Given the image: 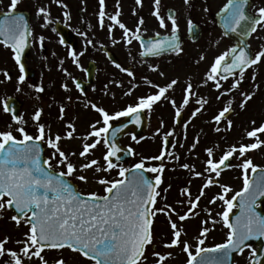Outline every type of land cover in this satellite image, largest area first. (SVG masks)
Instances as JSON below:
<instances>
[{"label":"flooded vegetation","instance_id":"flooded-vegetation-1","mask_svg":"<svg viewBox=\"0 0 264 264\" xmlns=\"http://www.w3.org/2000/svg\"><path fill=\"white\" fill-rule=\"evenodd\" d=\"M212 1L214 0H190V4L185 5L184 0H161L160 13L165 17L166 23L168 14L175 12L179 27L177 34L181 39L182 52L179 54L177 52L167 53L157 57H142L140 55L141 51H144L141 46L142 41L156 37L157 33L159 36L171 35V30L163 32L155 30L160 26L152 14L154 0H142V5H137L135 0H119V19L133 33H135L138 20L140 18L144 20V24L140 26V32L135 33L142 37V41L133 39L130 44L126 43L123 30L112 25L109 19L117 11V0H105L106 15L103 28L99 23V0H61L60 3L55 0H20L14 15L24 17L29 31L28 46L21 57L22 63L25 65V80L22 83L19 82L18 78L21 73L14 59L15 54L11 47L6 46L9 42L5 40V37L0 36V131L8 130L9 125L12 130H15L17 125L12 117L18 115L23 118L25 122L23 126L26 131L35 135L37 129L33 115L36 110L42 109L40 122L50 126L53 134L59 133L63 136L67 131L66 123L73 122L75 124L77 139H64L61 141V145L66 152L75 151L78 153L82 143L90 142V140L82 139L90 131L89 124L100 119L94 110L85 108V102H94L110 113L120 111L128 105L135 104L138 97L156 91L146 83L145 78L153 84L164 86L171 81L165 80L166 72L170 68L182 64L196 69L197 78L205 79L215 58L236 46L234 40L225 37L217 24V16L228 0H222L223 4L219 5L214 12L210 9ZM182 5L185 11L183 15H179L175 9H180ZM214 5L216 6V4ZM9 6L10 0H0V22L4 21ZM41 7L45 8L48 13L49 22L47 23L43 16L38 14V9ZM260 7H264V0H248L244 8L245 14L258 16ZM134 10L135 14H133ZM205 12L209 13V18L203 17ZM189 19L196 25L194 32L189 31ZM168 22L171 26V22ZM109 26L112 27L111 33H109ZM263 28L258 26L248 40L253 57L258 51L264 49ZM80 33H84V35H80ZM131 35L130 33V37ZM41 36L44 37L42 43L39 40ZM61 37L64 38L66 44L60 43ZM89 40L92 43L89 44ZM218 43H223L225 48L219 51L223 46L220 47ZM187 47L190 48L185 53ZM70 51L77 53L75 62L69 55ZM201 56L204 59H201ZM117 63L133 71L134 77H129L125 72L116 68ZM152 68H157L158 71H152ZM253 71L262 80L264 78V62L249 67L244 71V78L249 77ZM5 72L8 73L7 77L4 75ZM159 72H163L164 75L160 76ZM235 79H239V73L227 81L222 80L221 83H233ZM77 82L81 85L80 89L76 87ZM208 83L214 84L212 81H208ZM244 84L247 86L248 82L246 81ZM37 87H42L44 91L37 92ZM129 91L131 95H125ZM253 94L248 107L264 105V101L261 104V100H264V89L261 88L260 91ZM197 99H190L189 104L181 109V116L178 118L175 116L176 109L168 101L156 103L150 112L147 110L142 112L139 124L134 123V117H132L130 125L124 127L121 139L122 146L132 150L131 157L125 158L123 163H117L116 169L99 173L89 169L84 173L88 176L87 183L79 181L75 175L62 178L82 193L95 192L103 196L105 195V185L99 184L98 178L122 179L118 175V168L122 166L132 169L141 159H145L146 168L163 164L164 171L160 174L162 183L157 188V191L161 192V196L157 198L156 207L162 208L164 205H170L175 209V212L168 215L158 213L154 217V245H149L146 249L145 264H156L158 258L153 256V251H158L162 255L171 254L170 256L166 255V259L161 264H187L188 255L182 251L183 245L172 248L164 246L173 238L169 216L179 228L183 229L182 238L190 245V251L195 255L196 241L203 227L201 209L204 208L205 215L212 216L211 211L215 208V217L219 216L218 212H223L225 208L223 202L217 200L216 203H209L214 196L221 192L219 184L228 185L232 189L227 198L234 195L233 192L241 191L243 188L242 170L239 167H230L228 171L221 173L217 184L204 188L205 194L200 197L199 203L194 209L196 215L185 221H179L178 215H184L189 208V197L182 195V190L187 187L191 193V199L194 200L200 195L201 188L209 178V173L204 171L207 155L198 160L194 159L193 157L197 156V153L192 145L187 143L188 136L192 132L197 134L195 132L197 127H193L195 123L207 124L208 120L214 121L215 115L211 109L213 105L210 106L208 103L201 106L196 103ZM175 101L177 105L182 104V100ZM6 106L10 107L9 111H5ZM62 106L65 108V113L63 119H59ZM197 108H201V111L196 112V115L193 116L192 114ZM231 114L234 115L233 111ZM126 118L121 117L118 120L110 121V123L112 125L124 121ZM162 122L163 126H161ZM185 124H187V128L184 127ZM100 126L102 125H97V127ZM169 131H172L173 135L169 136L165 142V134ZM14 134L19 136L15 131ZM133 136L136 137L135 140ZM42 144L47 159L52 156L53 149L49 148L46 143L42 142ZM100 145L104 147L103 143ZM212 145L206 135L204 144L201 146L206 149ZM104 149L106 152L107 149L105 147ZM162 150L165 152L163 161L147 159L160 155ZM105 152L98 155L94 149L88 159H96L101 166L106 167L103 160ZM72 162L79 165L84 160L77 155L72 157ZM185 163L194 166L195 170L202 172L203 175L197 177L193 172L182 168L181 165ZM52 164L53 174L64 170L62 166L55 167V160L52 161ZM238 164L233 163V165ZM146 174L153 181L157 175V173L149 172ZM128 175L130 176L131 173ZM238 184H240V188L236 189ZM12 215H17L13 209L0 213V240L8 237L9 242L6 247L19 251L22 245L17 244L16 241L23 240L24 236L23 234L17 235L18 230L13 227L17 226L15 222L8 221ZM219 221L223 222L220 216ZM9 222L12 223V227L9 226ZM21 225L24 224L21 223ZM214 233L216 234V232ZM47 252L52 253V256L45 255ZM44 255L49 264H53V261L61 254L56 250L46 249ZM78 255V253L71 252V258L64 256L63 258L67 264H93L92 261L81 255L78 260ZM8 259L7 256L0 258V264H5ZM24 264H40V262L37 258L29 260L24 257Z\"/></svg>","mask_w":264,"mask_h":264},{"label":"snow or ice","instance_id":"snow-or-ice-1","mask_svg":"<svg viewBox=\"0 0 264 264\" xmlns=\"http://www.w3.org/2000/svg\"><path fill=\"white\" fill-rule=\"evenodd\" d=\"M60 3L61 0H55ZM248 0H228L221 10L227 15L223 19V23L227 31L236 32L238 28H243L242 22L247 24L245 34L248 31L255 32L257 26L264 27V7L258 9V16H249L245 14L244 8ZM20 0H10L9 11L5 16L4 21L0 22V36L5 37L9 43L6 46L12 48L14 59L19 66L21 75L18 80L20 83L25 80V65L22 63L21 57L25 48L28 46V24L23 16L14 15L17 5ZM137 5H142V0H135ZM185 5L190 4V0H184ZM161 0H154L153 15L159 22L160 28H166L167 23L165 17L160 13ZM99 23L104 27L105 18V0H99ZM207 10V9H206ZM38 14H41L48 21V13L46 9L41 7L38 9ZM135 14V10L133 11ZM119 0H117V11L109 17L112 25L118 26L123 30V36L126 43H131L133 39L142 41V37L138 34L140 26L144 24L143 18H140L135 29L132 32L119 19ZM67 18V14H66ZM167 21L171 22V36L164 37L163 40L149 39L146 42L142 41L140 55L143 56H159L168 49L179 54L182 48L179 44L177 35L179 27L177 24L175 12H170L167 16ZM196 25L191 19L188 20V28L190 32H194ZM55 31V29H54ZM112 27L109 26V33ZM130 33L132 34L130 37ZM84 35V33H80ZM159 36V33L156 34ZM41 43L44 37H39ZM60 43L66 44L63 37ZM92 43V41H88ZM231 53V62L228 58ZM69 55L73 57L74 62L77 56L75 51H70ZM201 59H204L201 56ZM264 62V49L258 51L254 57H250L243 48L237 52V48L230 49L215 58L206 74L205 83L212 81L216 90L219 92L217 99L221 96L239 90L244 78V70L246 67L258 65ZM62 63V62H61ZM120 71L125 72L129 77H134L133 71L122 67L120 64L115 65ZM224 68V73H221V68ZM239 70V79H235L231 85L222 89L221 81H227L230 75L234 74L235 70ZM152 71H158L157 68H152ZM4 75L7 77L8 73ZM163 76V72H159ZM255 80V74L252 77ZM146 83L156 89L154 93L137 98L135 104L128 105L126 108L110 113L104 107L97 105L94 102H85V108L94 110L100 117L99 120L89 124V129L85 136L82 137L84 142L81 145V150L65 151L62 148L61 141L64 139H77L76 127L73 122L66 123L67 131L62 136L59 133L53 134L50 126L41 123L42 109L35 111L33 120L36 122V134H30L23 126L25 123L23 118L18 115H13L12 119L17 125L15 130H12L11 125L8 130L0 131V213L8 209H14L17 215H12L11 220L19 227L21 223L27 226L28 231L24 233L23 240H17L16 243L22 245L19 251L9 249L6 245L9 238L5 237L0 240V258L9 257L5 264H24V257L29 260L37 258L40 264H49L44 253L45 250H56L61 253L60 257L53 261V264H67L63 258L62 252L67 249L73 253H78L82 257L93 264H145L147 257L146 249L149 245H154V217L158 213L168 215L175 212V209L170 205L164 207H156L157 198L161 196V192L157 188L162 183L161 173L164 171L163 164L159 166L145 167V159H141L132 169L125 167L118 168V175L122 179L108 180L98 178L97 182L105 185V195L101 196L95 192L82 193L74 188L71 184L66 183L64 177L75 175V178L83 183L88 182V176L84 173L92 169L94 172L101 171L109 172L118 167L117 163L113 162V158L117 160L116 155L120 149L115 143H109L108 134L112 128L110 121L118 120L121 117H134V123H140V114L147 111H152L153 106L162 100H168L176 109L175 116H181V109L187 106L190 102V97L194 96L193 84L189 81L184 88L182 104L177 105L176 101L168 95L169 91L174 89L178 84L177 79H172L164 86L153 84L145 78ZM66 88V86H64ZM78 89L81 88L80 83H76ZM107 87V86H106ZM19 90V89H18ZM37 92H43L42 87L36 88ZM131 95V92L125 93ZM253 93L241 92L242 99L239 107L244 109L248 101L253 98ZM69 99H71L69 97ZM196 103L203 106L209 103L203 97L198 98ZM233 101L229 100L227 104L219 110L218 114L213 117L217 125L222 121H226L227 129L230 130L233 126L232 120L228 119V114L234 111L232 107ZM10 107L6 106L5 111H9ZM201 111L197 108L193 112ZM60 117L63 119L65 108H60ZM255 121L252 124L255 125ZM97 125H102L97 127ZM163 126V122L161 124ZM126 127V125H125ZM187 128V124L184 125ZM14 131L19 136L14 134ZM121 129H115L111 135L113 139L116 133ZM216 132H220L219 127L215 128ZM258 134H264V123L259 127H253L252 130L246 131L248 138H254L255 142L247 145L240 143L231 145L229 149L217 159L214 154L213 147L205 149L208 159L205 161L204 171L209 173V178L203 185L198 195L194 200L191 199V193L187 187L182 190V195L189 197V208L184 215H178L179 221H185L196 215V209L200 197L203 196L204 188L218 183L222 171L230 167H239L243 173V188L236 192L230 198H227L228 193L232 189L228 185L219 184L221 192L214 196L209 203H216L217 200L222 201L225 206L224 211L218 213L222 218L223 224L229 229L227 239L224 243L217 244L214 247H201L204 245L205 238L209 233L208 227H202L196 241L195 255L190 251V245L182 238V228H179L177 223L171 220L169 216V224L172 229V239L164 246L166 248L178 247L183 245L182 251L187 253V264H197V257H200L198 264H228L231 253L234 251L244 250L246 242L253 238L264 237V212L257 210L258 202L264 205V169L260 175L251 183L248 178V172H257V166L253 160L247 157V153L252 150L259 149L264 145V140H261ZM173 132L169 131L165 134L164 140L172 136ZM135 140L136 137L133 136ZM46 143L47 146L53 149L52 156L43 159L41 158V143ZM198 138L193 143L195 148L198 143ZM103 143L107 149L103 156L106 167L99 164L96 159H88L92 150ZM132 150L129 149V152ZM79 156L84 162L77 165L72 162V157ZM168 155H171L168 153ZM237 158L240 160L238 165H233L231 160ZM150 160L163 161L165 152L162 150L160 155L147 158ZM176 159H179L176 157ZM55 160V167H63L64 170L53 174L52 161ZM182 168L193 172L195 176L203 175L202 172L196 171L194 166L187 163L181 165ZM157 173L153 181L143 173ZM80 173L79 175H76ZM131 173L129 176L128 174ZM214 174V177H213ZM169 187H171L169 185ZM238 205L236 204L237 200ZM182 203V202H181ZM234 206L241 209V214L236 217V224L230 223V213ZM208 221H202V224H207ZM212 224L217 221L212 220ZM216 253V256H207L202 254ZM170 256L171 254H166ZM166 255H162L158 251H153V256L157 257L156 264H161L166 259ZM255 253H253V258Z\"/></svg>","mask_w":264,"mask_h":264},{"label":"rangeland","instance_id":"rangeland-1","mask_svg":"<svg viewBox=\"0 0 264 264\" xmlns=\"http://www.w3.org/2000/svg\"><path fill=\"white\" fill-rule=\"evenodd\" d=\"M216 4V6L214 5ZM222 0H214L212 1V5L210 7L211 11L214 12L218 8L219 5H222ZM179 15H183V12L185 9L183 8V5L177 9H175ZM203 17L209 18V13L205 12ZM184 24V23H183ZM156 31L163 32L164 30H171V26L169 25V22L167 21V27L166 28H156ZM263 36H264V28H263ZM220 47L223 46V43H218ZM190 47H187L186 52L189 51ZM225 47L223 46L219 51L223 50ZM184 62H187L184 60ZM183 62V63H184ZM192 67H189L187 64H182L173 68H170L169 71L166 72V79L167 81L172 79H177L179 82L177 85L174 86V89L169 91V96L173 100H182L184 95V88L187 85V80L190 81L193 84V91L195 93L194 96H191L190 99H197V98H206L209 100L210 106H212L213 114H218L219 110H221L229 100L233 101L232 107L234 108L233 114L228 115V119L232 120L233 126L230 130L227 129V123L226 121H222L219 125L215 123V121L208 120L207 124H198L195 123L193 127H197L195 129V133H191L188 136L187 143L193 145V143L198 138V143L196 144V147L193 148L197 153V156L193 157L194 159L198 160L199 158L206 157L205 153V147L201 146V144H204L205 136L208 135L210 142H212V147L214 149L215 157L218 159L223 152L227 151L231 145H239L240 143L245 142L244 140V132L246 134V131H250L248 128L252 127V121L255 122H262L264 120V105L261 106H252L251 108L249 106V101L246 104L244 109H241L239 107V103L242 99L241 92H248V93H257V91H260L261 88L264 89V78L260 80L257 76V73L255 71L251 72L249 77L243 78V81L240 85V89L233 91L229 94H226L224 96H221V98L218 100L217 96L219 95V92L216 90L214 84L212 83H205V79L197 78L196 75V69ZM198 74V73H197ZM253 74H255V80L252 79ZM196 77V78H195ZM187 79V80H186ZM248 82V85L245 86L244 82ZM222 84V83H221ZM231 85V82L222 84V89L225 90ZM168 100H162V102H165ZM261 100V104L263 103ZM252 102V101H251ZM136 103V102H135ZM260 104V103H259ZM249 108V109H248ZM256 123V125L258 124ZM198 124V126H197ZM219 127L221 129L220 132H216L215 128ZM244 139V140H243ZM261 140H264V134L260 136ZM247 144L250 143L248 140L246 142ZM246 144V145H247ZM96 153L98 155L103 154L105 152L104 147L101 145H98L95 149ZM201 153V155L198 156V154ZM247 157L253 160L254 165H262L264 166V145H262L259 149L249 151L247 154ZM235 163H240V160L237 158H233ZM198 168V167H197ZM250 172H248L249 175ZM209 177V175H208ZM240 188V184L236 186V189ZM215 211L216 209L213 208L211 213H213L212 216H207L204 214V208L201 209V217L203 220L208 221L207 227L210 229L208 235L206 236V243L207 245H216L219 244L221 241H225L227 238V230L225 227H223V224L219 221V216L215 217ZM219 213V212H218ZM215 220L217 223L212 224L211 221ZM8 221H12L11 217ZM14 222V221H13ZM7 226V223H6ZM9 226L12 227V223L9 222ZM15 229L18 230L17 235H21L26 233L28 231V228L26 225H20L13 226ZM214 230L216 234L214 233ZM253 253L254 251L251 249L246 250V252L236 259V264H250L251 260L253 259ZM52 253L47 252L45 255L52 256ZM61 254V253H60ZM62 255L67 258H71V252L68 250H64L62 252ZM54 257V256H53ZM77 259L79 260V255L77 256Z\"/></svg>","mask_w":264,"mask_h":264},{"label":"water","instance_id":"water-1","mask_svg":"<svg viewBox=\"0 0 264 264\" xmlns=\"http://www.w3.org/2000/svg\"><path fill=\"white\" fill-rule=\"evenodd\" d=\"M226 15L227 14L224 12H222L221 14L218 15V24L223 29L224 34L235 41V43L237 44V46H236L237 52H239V50L241 48H243L244 51L248 54L249 46L247 44V41H248V38L251 36L252 32L248 31V34H245V29H247V24H244V23L242 24L243 28H238L236 32L227 31V29L225 28L224 23H223V19ZM160 40H163V38ZM167 51L171 52L173 50L168 49ZM248 55L250 56V54H248ZM228 62L229 63L231 62V56L228 58ZM238 71H239L238 69L235 70L234 74L237 73ZM221 73L222 74L224 73L223 67L221 68ZM118 127H120V125L112 127L111 132H112V130H114ZM113 142L115 143L116 147H118L120 149L119 141H116V139H113V141H112V138H109V143H113ZM43 156H44V154H43V150H42V152H41V158L42 159H43ZM113 161H114V158H113ZM260 172H261V170H257V172L253 174L252 179L250 180V183L260 175ZM262 199H264V198H262ZM238 201H239V198L236 202L237 205H238ZM257 210L264 212V205H261L258 202ZM240 214H241V209L239 208L238 211L234 215H232V217H230V223L236 224V222H237L236 217L239 216ZM246 246L258 247L257 254L254 257L252 264H264V237L250 239L249 241L246 242L244 249L246 248ZM238 253H240V251H234L231 253V257L228 261V264H234V261H235L234 258ZM202 255H207V256L211 257V256H216L217 254L216 253H210V254H202ZM197 264H198V261H197Z\"/></svg>","mask_w":264,"mask_h":264}]
</instances>
